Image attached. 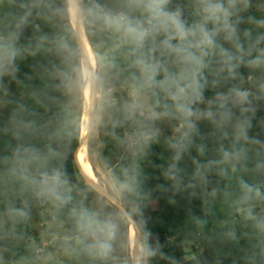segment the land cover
Segmentation results:
<instances>
[{"label": "trees", "instance_id": "1", "mask_svg": "<svg viewBox=\"0 0 264 264\" xmlns=\"http://www.w3.org/2000/svg\"><path fill=\"white\" fill-rule=\"evenodd\" d=\"M191 1L172 0L170 5H181L189 23L199 19L198 14L187 10ZM34 2L0 0V38L11 39L18 52L15 61L18 70L0 75V97L8 93L7 106L0 113V216L9 214L4 230L22 243L30 235L29 216L21 218L13 209L23 208L28 213V206L34 198H44L38 196L30 185L10 174L9 170L14 165L6 158L11 157L19 146L43 149L51 143L50 137L58 124L61 105L68 99L56 89L58 81L54 79L53 73L60 65V58L53 42L69 30L75 32L70 19L55 13L63 0H43L40 6L31 7ZM84 2L87 4L89 0ZM93 2L116 8L121 0ZM25 16L27 19L21 23ZM241 16L244 20L239 25L241 34L244 29H251L254 36L264 33V28H257L249 22V17L264 19V5L243 11ZM85 32L93 48L101 53L110 52L115 58L118 68L111 71L113 74L125 84L139 78L138 71L130 67L128 54L131 46L118 34L120 38H116V34L110 36L92 28H85ZM220 43L226 49L231 48L222 39ZM169 67H172L171 64ZM221 68L218 57H213L204 73L205 100H213L218 93L227 92L233 87L245 88L250 77L260 80L264 86V67L254 69L241 66L235 79ZM148 98L150 104L154 105L156 97L149 95ZM160 99L163 100L162 93ZM251 99V107L256 111L255 115L251 112L244 114L252 120L248 135L264 142V98L253 95ZM201 105L194 107L200 108ZM228 107L234 114L230 124H220L218 116L216 122L207 119L197 121L198 131L192 135L191 142L177 162L182 180L179 188L174 187L175 182L165 175L169 165L174 163L175 150L171 144L179 137L160 134L148 143L139 142L138 151L129 154L121 152L112 163L110 168L116 178L123 179L124 169L134 168L138 173L142 215L132 216L144 245L155 250V255L148 257L149 264H264V231L247 218V206L238 203L241 181L257 186L264 195V147L235 140L232 125L237 117H241V112L231 104ZM211 110L214 113L219 111L215 104ZM157 111L161 109L157 108ZM164 119L179 123L172 117ZM130 123V119H123L115 112L113 122L107 127L108 148L118 152L119 148L127 146ZM234 143L237 147L248 149L246 160L236 163L235 167L218 164L210 170L200 168L210 161L221 160L222 149H231ZM80 145L81 136L73 138L63 146V159L52 162V166L65 169L71 181L73 202L57 207L46 200L54 206L56 218L65 223L69 238L77 236L69 210L74 204H80L77 186L84 182L79 167ZM201 146L203 152L199 150ZM113 151L106 149L110 154ZM257 166H260L259 169ZM221 169H225L227 174H221ZM198 170L206 176V180L196 175ZM122 201L127 208L126 198H122ZM261 207L264 208V199L253 202V214L257 220L262 219V214L257 213ZM194 242L201 243L203 248L195 250V254L187 258L185 246ZM79 251L81 256L87 255L81 246ZM25 253V248L18 247L16 253H8V256L22 259Z\"/></svg>", "mask_w": 264, "mask_h": 264}, {"label": "clouds", "instance_id": "2", "mask_svg": "<svg viewBox=\"0 0 264 264\" xmlns=\"http://www.w3.org/2000/svg\"><path fill=\"white\" fill-rule=\"evenodd\" d=\"M42 3L43 0H35L31 7ZM171 4L172 0H121L118 7L111 8L93 0L87 4L84 0H63L55 13L70 19L77 32L69 30L54 40L60 65L55 68L53 77L58 81L56 89L68 99L61 105L51 143L43 149L19 146L11 157L6 158L14 165L9 170L13 177L30 185L38 196L57 207L73 202L71 181L65 169L52 166V162L63 159L62 149L66 143L81 135H94L103 124L108 109L114 104L109 73L118 68L110 52L101 53L88 42H81V28L118 34L131 46L128 59L130 67L138 71L139 78L130 85L131 101L124 105L123 111L126 119L139 126L137 135L143 142L148 143L160 135L157 121L165 117L179 121L176 131L180 136L171 144L175 150L174 163L165 173L175 182L174 187L179 188L182 183L177 162L192 135L198 131L196 121L216 122L218 116L220 124H230L234 118L228 107L230 104L241 112V117H237L232 125L235 140L264 147V142L248 135L252 120L244 114L251 112L255 115L256 111L251 107V89L233 87L207 102L203 95L204 73L213 57H218L221 70L233 79L241 66L264 67V33L254 36L251 29H244L241 34L239 28L244 22L241 13L251 7V0H195L199 19L191 23L185 18L181 5L170 7ZM26 19L27 16L22 17L21 23ZM249 22L257 28H264V19L249 17ZM221 39L231 48H224ZM17 55L12 40L0 38V75L18 70L15 67ZM161 93L163 100L160 99ZM149 95L156 97L154 105L147 103ZM205 103L204 109L194 107ZM213 104L219 109L217 113L211 110ZM199 150L203 152V146ZM247 157L248 149L234 143L231 149H222L221 160L210 161L200 168L210 170L218 164L235 167ZM122 174L123 179L113 177L112 187L121 198H126L127 208L117 207L113 213H101L83 204H74L69 210L77 243L90 257L101 262L112 258L120 230L119 221L128 215H142L138 173L132 168L124 169ZM221 174L226 175V170L221 169ZM196 175L206 180L201 171L198 170ZM240 188L238 203L247 206V218L264 231V220H257L253 214V202L264 199V195L257 186L244 181H241ZM13 212L21 218L28 215L23 208L13 209ZM139 255L146 260L155 255V250L142 244Z\"/></svg>", "mask_w": 264, "mask_h": 264}, {"label": "rangeland", "instance_id": "3", "mask_svg": "<svg viewBox=\"0 0 264 264\" xmlns=\"http://www.w3.org/2000/svg\"><path fill=\"white\" fill-rule=\"evenodd\" d=\"M261 5H264V0H251V7L248 9H253ZM187 10L197 14L195 0L188 4ZM108 35L113 36V34L110 33H108ZM115 37L120 38L117 34ZM81 41L83 42L82 38ZM109 80L110 86L113 88L114 104L108 109L103 124L97 129L94 135H81V140L83 138L85 140L80 145V166L82 165V160L86 158L91 166V172L87 175L109 196L99 192L84 179V182L77 186L79 203L101 213H113L116 211L117 207L122 209L126 208L122 198L112 187L114 176L110 167L116 158L119 157L121 152L125 154L136 152L139 150V142H143L137 135L139 126L131 120L130 129L127 135V146L119 148L118 152H114L112 148H108L107 127L113 122L115 112H118L123 119H126L123 108L126 103L131 101L130 85L132 84H125L120 77L112 72L109 73ZM245 88L251 89L254 96L264 98V86L260 80L250 77ZM7 100L8 93H5L3 97H0V113L5 110ZM208 100L212 99H207L205 101L207 102ZM147 103L151 105L149 98ZM206 106V103L202 104L200 109H204ZM176 126V123L166 119L156 122V127L160 129V134L172 138L180 136V132L176 131ZM115 142L118 145V141L115 140ZM83 149L87 152L86 155L82 151ZM106 149L113 151V154L107 153ZM55 212L56 210L54 206L47 203L45 199L34 198L28 206L30 235L24 243L18 242L4 230V225L9 219V214L6 213L0 216V263L149 264L148 258L142 260L139 251H135V238L137 234L132 220H130L128 216L126 219H121L119 221L120 230L114 243L112 258L107 262H101L93 259L88 254L85 256L80 255V245L77 243L76 237H68L65 223L56 218ZM257 213L262 214L261 220H264V208H259ZM137 243L138 248L142 244L144 245V240L141 234L137 236ZM18 247L26 249V253L22 259H18L13 255L8 256V253H16ZM202 248V244H197L196 242L185 246L187 258H191L195 254L194 252L201 250Z\"/></svg>", "mask_w": 264, "mask_h": 264}, {"label": "water", "instance_id": "4", "mask_svg": "<svg viewBox=\"0 0 264 264\" xmlns=\"http://www.w3.org/2000/svg\"><path fill=\"white\" fill-rule=\"evenodd\" d=\"M74 31L75 32H77V29L76 28H74ZM80 33V32H79ZM80 39H81V36H80ZM82 42V41H81ZM85 139L83 138L82 140H81V143H83V141H84ZM79 150V149H78ZM78 150H77V152H76V160H77V155H78ZM77 162H78V160H77ZM79 164V163H78ZM79 167H80V170H81V175H82V177H83V179L84 180H86L89 184H91L94 188H96L99 192H101L102 194H104V195H106V196H109L102 188H100L98 185H97V183L96 182H94L85 172H84V170L82 169V167L80 166V164H79ZM128 217L130 218V220H132V223H133V225H134V227H135V229H136V233H137V236L140 234V232H139V229H138V227H137V223H136V221H135V219L133 218V216L132 215H128Z\"/></svg>", "mask_w": 264, "mask_h": 264}, {"label": "bare ground", "instance_id": "5", "mask_svg": "<svg viewBox=\"0 0 264 264\" xmlns=\"http://www.w3.org/2000/svg\"><path fill=\"white\" fill-rule=\"evenodd\" d=\"M79 32H80V36H81V38H82V40H83V42H88L89 44H90V42H89V40H88V38H86L87 37V35H86V32H85V28H81V29H79ZM91 46V45H90ZM83 152H84V154L86 155L87 154V152L83 149L82 150ZM82 169L84 170V172L86 173V174H88V173H90L91 172V166H90V162L86 159V158H84L83 160H82ZM136 231V230H135ZM134 231V232H135ZM133 232V233H134ZM135 234V233H134ZM137 234V233H136ZM135 238V237H134ZM135 245H136V249H135V251H139V249H140V246H139V248H138V243H137V236H136V238H135ZM134 249V248H133Z\"/></svg>", "mask_w": 264, "mask_h": 264}]
</instances>
